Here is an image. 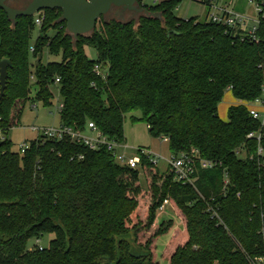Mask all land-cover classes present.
I'll use <instances>...</instances> for the list:
<instances>
[{"label": "trees", "instance_id": "obj_1", "mask_svg": "<svg viewBox=\"0 0 264 264\" xmlns=\"http://www.w3.org/2000/svg\"><path fill=\"white\" fill-rule=\"evenodd\" d=\"M180 1L143 3L137 18L102 20L77 37L59 9H45L33 44V15L13 22L0 8V60L10 61L0 97V264H158L155 243L171 230L163 252L169 264H252L264 253V125L247 106L264 97V0H251L258 7L254 35L208 16L179 17ZM44 48L60 60L43 63ZM53 84L60 126L84 130L91 121L123 142L125 114L139 111L131 118L166 137L171 153L195 148L218 165L183 184L147 155L131 169L105 146L90 149L67 136L39 135L23 152L13 150L7 131L31 88L49 106ZM227 90L244 103L230 105L223 120L217 111ZM165 198L180 228L172 219L156 221ZM49 233L46 246L29 249L31 238Z\"/></svg>", "mask_w": 264, "mask_h": 264}, {"label": "rangeland", "instance_id": "obj_2", "mask_svg": "<svg viewBox=\"0 0 264 264\" xmlns=\"http://www.w3.org/2000/svg\"><path fill=\"white\" fill-rule=\"evenodd\" d=\"M30 0H7V4L16 7H24ZM160 0H136V5L141 8L142 4H155ZM212 3H217V0H210ZM219 1V0H218ZM221 2V0H220ZM209 5L201 3L194 0H181L176 9L175 14L182 18H188L191 16H197L199 20L206 19V16L209 11ZM141 12H136L133 10L124 9L122 7H112L103 17H99L96 21L95 28H99L102 20H108L111 18H116L119 20H127L130 18H137ZM34 17V15H33ZM257 20V16L253 18ZM254 21V22H255ZM249 24V23H248ZM54 30H48L47 34L49 36L54 34ZM39 33V25L34 24L33 30L31 32L30 44L35 42V39ZM84 51L86 55L94 59L97 56V51L95 48L90 46H85ZM32 60V59H31ZM60 54L54 55L49 54L46 48L42 52V62L46 63L47 61H59ZM53 90V98L51 99V104L49 106L43 105L41 100H38L34 96V90L31 88L29 94V100L25 103L23 111L19 117L18 123L12 128L8 129L7 136L12 142V149L17 151L21 143H28L30 140L38 138L42 134L44 129L57 128L60 124L58 107L61 102V97L58 93V88L56 84L51 86ZM233 95L229 90L225 91L221 102L218 104V115L221 119L227 120V108L232 103ZM236 99V98H235ZM248 108H254L257 111H262L261 102H252L247 104ZM131 116L139 117L140 112L134 111L125 114L124 125H123V136L126 148H118V152L125 150L127 155L135 154V149L137 147H148L149 150L160 157L157 160L156 166L162 172L167 168L168 161L172 157V153L168 148L167 141H164L161 137H153L149 132L147 125L140 120H134ZM33 127L38 130L32 129ZM242 154H240L241 156ZM141 172V171H140ZM141 184H144L142 175L140 174ZM162 219H172L174 221V229L180 226V220L172 210L169 205H165L162 209L158 208L156 221L159 222ZM180 228V227H179ZM172 230L166 234H162L157 238L155 243L154 253L155 258L153 260L157 261L158 264H169L168 259L163 257V252L168 244L169 239L171 238ZM53 238V234H40L29 240L28 245L29 249H32L36 246H46L48 241Z\"/></svg>", "mask_w": 264, "mask_h": 264}, {"label": "built area", "instance_id": "obj_3", "mask_svg": "<svg viewBox=\"0 0 264 264\" xmlns=\"http://www.w3.org/2000/svg\"><path fill=\"white\" fill-rule=\"evenodd\" d=\"M209 1V11H208V19L213 22L222 23L228 26H238L244 20V16L238 13H234L232 10L226 8L225 6H219L217 3H212ZM257 12L258 7L255 5ZM45 17L44 10H40L34 14V22L38 25L41 24ZM258 22V18L255 21L254 26H252L246 33L248 35H254V31L256 29V24ZM30 51H33V46L29 47ZM93 71L95 74L100 75L102 78L105 77L104 69L101 68V65L95 63L93 66ZM58 77L55 79V82H58ZM255 102H261L262 111H257L254 108H249V113L253 118L260 119L261 124L264 125V97L258 98ZM60 108V104L59 107ZM32 129L38 130L33 127ZM46 137H57L62 138L64 136L69 137L72 141L83 143L87 145L90 149H97L100 146H105L107 150H109L112 154V157L116 162L121 165H125L131 169L138 168L140 164V154L147 155L152 164L156 165L157 160L160 157L159 155H154L147 147H137L135 149V154L127 155L125 150L122 152H118L117 149L126 148L125 142H119L114 139L107 138L91 121H88L84 130H75L69 126H58L57 128L44 129L42 134ZM255 136L257 140L260 139V134L255 132H249L247 137ZM164 141H167L166 137H161ZM28 147V143H21L19 146V150L23 152ZM258 154L262 155L264 159V151L259 147ZM79 159L82 158V155L77 156ZM73 157H71L72 159ZM168 165L172 168L173 180L177 182H181L183 184H192L194 182V175L198 169H208L212 168L217 164L216 161H212L202 157L199 154V151L195 148H191L186 152H178L172 153V157L168 161ZM223 172V183L224 186L228 182L227 172L225 170ZM168 203V198L163 200L162 205L159 207L162 209ZM213 215L217 214L213 212ZM264 233V229L262 230ZM252 264H264V253L259 256H254L251 259Z\"/></svg>", "mask_w": 264, "mask_h": 264}, {"label": "water", "instance_id": "obj_4", "mask_svg": "<svg viewBox=\"0 0 264 264\" xmlns=\"http://www.w3.org/2000/svg\"><path fill=\"white\" fill-rule=\"evenodd\" d=\"M112 7L142 12V8L136 5V0H30L22 8L12 7L7 4V0H0V8L13 22L18 16H32L40 10L59 9L60 18L66 23V30L73 37L92 31L98 18L105 15ZM40 59L41 54L38 53L36 63H39ZM9 65V59L0 60V97L6 85Z\"/></svg>", "mask_w": 264, "mask_h": 264}, {"label": "crops", "instance_id": "obj_5", "mask_svg": "<svg viewBox=\"0 0 264 264\" xmlns=\"http://www.w3.org/2000/svg\"><path fill=\"white\" fill-rule=\"evenodd\" d=\"M216 2L219 6H225L234 13L244 16V20L238 25L243 32H247L252 26H254L255 20L253 18L257 16V9L251 0H221V2L220 0H217ZM232 103L239 104L244 103V101L234 98Z\"/></svg>", "mask_w": 264, "mask_h": 264}]
</instances>
